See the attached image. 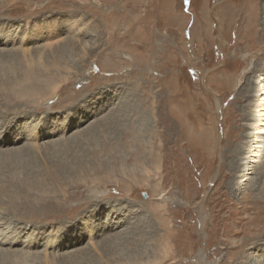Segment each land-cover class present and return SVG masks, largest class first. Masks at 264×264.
Segmentation results:
<instances>
[{
	"label": "rangeland",
	"instance_id": "374dc122",
	"mask_svg": "<svg viewBox=\"0 0 264 264\" xmlns=\"http://www.w3.org/2000/svg\"><path fill=\"white\" fill-rule=\"evenodd\" d=\"M226 2L0 0V140H5L0 147V228L3 223L12 231L20 227L15 241L31 240L3 245L0 264H198L193 257L200 248L203 264H264V244L257 243L264 233L249 240L251 232H241L237 220L247 221L258 206L264 208V155H250L245 173L253 181L243 185L244 168L233 153L245 140L249 122L250 96H239L240 89L246 82L249 89L258 74L264 83L262 52L243 58L235 49L249 31L264 37V0H231L235 6L225 16L228 26L218 21ZM202 6L210 18L207 41L193 17ZM56 23L55 33L46 32L47 24ZM227 61L238 80L229 77L223 66ZM252 66L254 71L243 78ZM30 72L40 77L39 84L45 85L47 77L66 82L58 87L54 104H41V98L33 100L37 104L24 90H9L29 82ZM61 122L64 129L55 134L40 132L26 144L19 139L30 126L40 131ZM233 128L240 136L230 146L224 132ZM207 130L211 140L198 145L200 132ZM207 165L210 174L204 172ZM90 188L107 191L94 203ZM162 194L166 211L160 208ZM202 198L207 200L203 225L194 204ZM109 219L114 220L106 225ZM166 228L176 256L163 258L159 240ZM245 241L240 254L228 253ZM41 243L47 246L35 248ZM223 257L228 260L222 262Z\"/></svg>",
	"mask_w": 264,
	"mask_h": 264
},
{
	"label": "bare ground",
	"instance_id": "6f19581e",
	"mask_svg": "<svg viewBox=\"0 0 264 264\" xmlns=\"http://www.w3.org/2000/svg\"><path fill=\"white\" fill-rule=\"evenodd\" d=\"M215 1V0H214ZM248 1V0H247ZM252 2V1H251ZM256 2V4H257V1H255ZM233 6H235V3L234 2H231V0H228V2H226L225 4H223V6L222 7H224V11L223 10H220V11H218V15H220V19L218 18V21H219V24L220 25H222L223 23H225V25H227L228 26V24H230L231 23V21H228L229 19H227V18H225V16H227L228 15V12L230 11V10H228V8H232ZM262 6V5H261ZM242 8V7H241ZM246 8H247V6H246ZM170 9H172V8H170ZM223 9V8H222ZM242 9H244V8H242ZM258 9V8H257ZM228 10V11H227ZM237 10V9H236ZM191 11H193L194 12V10L191 8ZM231 11L233 12V9H231ZM240 11V10H239ZM244 11V10H243ZM252 11H253V8H252ZM231 12V13H232ZM240 12H242V11H240ZM239 12V13H240ZM253 12H255V11H253ZM41 13V12H40ZM246 13V12H245ZM242 14V13H241ZM244 14V13H243ZM196 15H197V17H196ZM250 15H253V14H251V12H250ZM232 16V15H231ZM193 17H194V21L196 22V24H200V26H201V33H200V35H201V37H202V39H205V38H207L208 37V39H209V28H210V25H209V21H210V18H209V15H208V13L207 12H205V7L204 6H202L201 8H200V13H199V15H198V13L196 14H194L193 15ZM224 17V18H223ZM230 17V16H229ZM239 17V16H238ZM243 17V16H242ZM250 17V16H249ZM231 18V17H230ZM241 18V17H240ZM251 18V17H250ZM34 19V18H33ZM32 19V20H33ZM39 19V18H38ZM180 19L183 21L184 19H185V16L183 15V14H181L180 13ZM242 19V18H241ZM228 21V22H227ZM246 21H248V20H246ZM46 22V21H45ZM35 23V22H34ZM49 23V22H48ZM242 23V22H241ZM253 23H254V21H253ZM33 24V23H32ZM60 27V25H58L57 23L56 24H52L51 25V27L49 26V24H47L46 26H45V29H46V32H48V33H55L56 32V28L57 27ZM35 27V26H34ZM59 27H58V29H59ZM33 29V28H32ZM196 32H198V28H195L194 30H193V35L194 36H197V34H196ZM28 33V32H27ZM249 33L250 34H246L245 35V37H240V40H239V42H238V45H237V47H236V49H235V52L236 53H239L240 52V54H241V56L243 57V58H246L247 56H248V54L249 53H252V51H255V52H259V53H261L262 52V54H263V56H264V37H261V36H256L255 34H253L251 31H249ZM49 37V36H48ZM205 37V38H204ZM45 38H46V36H45ZM196 39H197V37H195ZM35 39V38H34ZM27 40V39H26ZM206 41H207V39H205ZM197 41H199V40H197ZM205 41V42H206ZM212 41V40H211ZM22 42H24V41H22ZM46 42V41H45ZM45 42H44V44H45ZM18 43H19V41H18ZM203 43V42H202ZM201 43V44H202ZM220 44H221V48H223L224 47V45H223V42H221L220 41ZM48 45V44H47ZM203 45H204V43H203ZM19 47V46H18ZM32 47V46H31ZM27 49V48H26ZM224 50H225V48H223ZM23 50V49H22ZM25 50V49H24ZM243 51H246L245 53H241V52H243ZM254 52V53H255ZM233 58H235V57H233ZM264 58V57H263ZM228 61H229V59H228ZM228 61L226 62V65L224 64L223 66H225V68L226 69H228V75H229V77L230 78H232L233 76H235L236 78L239 76V75H236V68H233V69H230L228 66H230V65H228ZM225 63V62H224ZM222 64V63H221ZM229 64H230V62H229ZM251 64V63H250ZM251 65H253V64H251ZM219 66V65H218ZM250 66V65H249ZM255 66V65H254ZM254 66H252V68H251V70L250 69H247L246 71H245V73H243V78H246L247 76H248V74L249 73H252L254 70H253V68H254ZM256 67V66H255ZM34 68V67H33ZM225 68H223L222 70H221V72L223 73H225ZM14 70V69H13ZM35 73V72H34ZM246 73H247V75H246ZM254 73H256V71L254 72ZM13 74H15V73H13ZM21 75V74H20ZM25 75V74H24ZM203 75H205V74H203ZM27 77H26V79L28 78L29 79V82L27 81V83L26 84H24V83H21V84H18V86L17 87H15V86H11L10 88H9V90L12 92V91H22V90H24V91H22V92H24L25 94V96H27V98H29V100H38L39 101V99H40V102H41V104H49L50 103V105L51 104H54L56 101H53V99H54V97L56 96V94H57V89H58V87L60 88L61 87V84H64V83H66V82H62V81H59V82H56L55 80H52L51 78H49V77H47V78H45V79H47V80H45L44 82H46V84L45 85H43V84H39L38 83V80L40 79V77H38L36 74H33V73H29L28 75H26ZM219 76V75H218ZM260 75L258 74V75H255V77L254 78H252V80L250 81L251 83H250V86H249V89L247 88L248 87V85H249V83H247L246 82V80H245V82H246V84L243 86V88H241L240 89V93H239V96H242V95H244V93H245V95L244 96H246V95H248V96H250V100H249V107H250V112H249V122L245 125V126H247L248 127V130L244 133V135H243V137H245V140L243 141V143H242V145L239 147V149H236L235 148V151L233 150V153L235 154L236 153V156L238 155V158H239V161H240V164L241 165H243V170H241V172H242V174L240 175V178H239V183H241V182H243L244 181V183H243V185H246L247 183H245V182H250V181H253V179H251V177H247V174L245 173V171L246 170H248V162H247V160L248 159H250L249 157H250V155H253V156H251V157H254V158H258V157H260L261 156V154H263L264 155V83H263V81H262V79H260V77H259ZM212 77V76H211ZM221 77V75L219 76V78ZM234 77V78H235ZM15 78V77H14ZM13 78V79H14ZM21 78H25L24 76L22 77L21 76ZM222 78V77H221ZM233 78V79H234ZM25 79V80H26ZM227 79H228V77H227ZM249 79H250V77H249ZM17 80H18V77H17ZM16 80V81H17ZM237 80H238V78H237ZM215 81V80H214ZM225 81V80H224ZM227 81L229 82V80H226L225 82H226V84H227ZM239 81H240V78H239ZM15 82V81H14ZM210 82V81H209ZM208 83V82H207ZM214 83V82H213ZM235 83V82H234ZM13 84V83H12ZM232 84V83H231ZM210 85V84H209ZM226 86V85H225ZM230 86V85H229ZM4 87V86H3ZM233 87V86H232ZM241 87V86H240ZM227 88V87H226ZM229 88V87H228ZM1 89H6L7 90V88L5 87V88H1ZM61 89V88H60ZM230 89V88H229ZM3 91V90H2ZM0 92H1V90H0ZM9 94H11V93H9ZM18 94H20V93H18ZM5 95V94H4ZM8 95V94H7ZM23 95V93H22V97L24 96ZM238 95V94H237ZM13 96V95H12ZM19 97V96H18ZM17 98V97H16ZM25 98V97H24ZM8 99H10V98H8ZM18 99V98H17ZM26 99V98H25ZM19 100V99H18ZM20 100H21V94H20ZM23 100V99H22ZM28 100V99H27ZM50 100H52V101H50ZM77 99H75L73 102H75ZM24 101V100H23ZM9 102V101H8ZM12 102H13V100H12ZM15 102V101H14ZM22 102V101H21ZM31 102V101H30ZM34 102V101H33ZM36 102V101H35ZM34 102V103H35ZM53 102V103H52ZM72 102V103H73ZM11 103V102H10ZM24 103V102H23ZM37 103V102H36ZM12 104H14V103H12ZM33 104V103H32ZM38 104V103H37ZM98 105V104H97ZM13 106V105H12ZM17 106V105H16ZM6 108H7V106H5ZM15 107V106H14ZM19 107V106H18ZM24 107V106H23ZM12 108V107H11ZM8 109V108H7ZM14 109V108H13ZM51 109V108H50ZM4 110V109H3ZM12 110V109H11ZM174 110V109H173ZM1 111V113H2V110H0ZM13 111V110H12ZM174 111H176V110H174ZM6 112V111H5ZM4 112V113H5ZM14 112V111H13ZM11 113V112H10ZM175 113V112H174ZM13 114H15V113H13ZM28 115V114H27ZM40 116V115H39ZM2 118V117H1ZM34 118V117H33ZM4 119V118H3ZM2 119V120H3ZM7 119H9V118H7ZM11 119V118H10ZM32 119V118H31ZM56 119V118H55ZM231 119V118H230ZM37 120V119H36ZM248 120V119H247ZM5 122H6V120H4ZM61 121H63V120H61ZM27 122V121H26ZM36 122V121H35ZM228 123H230V122H228ZM4 124V123H3ZM24 124V123H23ZM22 125V124H21ZM32 125V124H31ZM4 126V125H3ZM25 126V125H24ZM1 127H2V125H1ZM28 127V126H27ZM31 127V126H30ZM29 127V130L26 132V134H23L22 136H20V138L19 139H22V138H25V144L27 143V141L29 140V142L32 140V142L33 141H35L36 139H37V134H39L40 132H42V135L43 136H45V135H47L48 134V136H50V135H52V134H55L56 133V131H58V130H63L64 128V122H61V123H59L58 125H56V126H54V127H51V128H43L42 130H40V131H38L36 128H30ZM76 128V127H75ZM200 130V129H199ZM202 130V129H201ZM225 130V129H224ZM1 132V131H0ZM239 132V131H238ZM225 133V136H226V139H225V137H224V141H226L230 146H231V144H233V142H236L237 140H238V138H239V134L237 133V132H235V128H233V129H231V133L230 134H228V131H226V132H224ZM66 134V133H65ZM41 135V136H42ZM200 136H201V139H199L198 141H197V144L198 145H201V146H205L206 145V143L208 142V141H210L211 139L209 138L210 136H209V132H208V130L207 131H202V134H201V132H200ZM33 138H35V139H33ZM48 138V137H47ZM72 138V137H71ZM1 139V138H0ZM68 139V138H67ZM223 139V138H222ZM16 140V138H14L13 139V141H15ZM48 140H50V139H48ZM70 140V139H69ZM202 140H203V143H202ZM5 142V140H4V138H2V140H0V147H2V143H4ZM35 144V146H37L36 145V142H34ZM12 147V146H11ZM10 147V148H11ZM26 146H24V148H25ZM41 147V146H40ZM197 147V146H196ZM14 148H18V147H14ZM39 148V147H38ZM41 149V148H40ZM190 149V148H189ZM11 150V149H10ZM37 150V149H36ZM213 150V149H212ZM7 151V150H6ZM14 151V150H13ZM12 151V152H13ZM20 151V150H19ZM8 152V151H7ZM21 152V151H20ZM35 152V151H34ZM39 152H40V150H39ZM88 152V151H87ZM209 152V151H208ZM8 153H10V152H8ZM203 153V152H202ZM210 153V152H209ZM233 153H232V155H233ZM12 155H15V154H12ZM141 155V154H140ZM205 155V154H204ZM207 155V154H206ZM205 155V156H206ZM210 155V154H209ZM139 156V155H138ZM137 156V157H138ZM11 157V156H10ZM16 159V158H15ZM20 160V162H21V159H19ZM140 160H142V159H140ZM201 160V159H200ZM16 161H17V159H16ZM16 161H15V163H16ZM200 162V161H199ZM234 159L232 158L231 159V162H230V170H231V172H230V174H232V172L234 171ZM253 162H254V160H253ZM20 164V163H19ZM46 165V164H45ZM198 165V164H197ZM196 165V166H197ZM202 165V164H201ZM21 166V165H20ZM238 166H239V164H238ZM263 166V165H262ZM8 167V166H7ZM17 167V165L15 166V168ZM242 167V166H241ZM20 168V167H19ZM18 168V169H19ZM70 168V167H69ZM261 168H263V167H261ZM45 168H43V170H44ZM12 170V169H11ZM42 170V171H43ZM204 170V169H203ZM209 170H210V166L209 165H207V167H206V169L204 170V172L205 173H207V174H210L209 173ZM264 171V170H263ZM41 173V172H40ZM73 173H75V172H73ZM37 175V174H36ZM35 175V176H36ZM229 175V174H228ZM28 176H29V174H28ZM34 176V177H35ZM38 176H39V173H38ZM62 176V175H61ZM222 176H226L225 174H223ZM30 177H31V175H30ZM48 177H50V176H48ZM202 177V175L200 176V178ZM43 178V177H42ZM205 178V177H204ZM203 178V179H204ZM25 179V178H24ZM32 179V178H31ZM60 179H62V178H60ZM206 179V178H205ZM219 179V178H218ZM21 181V180H20ZM25 181V180H24ZM30 181V180H29ZM47 181V180H46ZM64 181V180H63ZM108 181H110L109 179H108ZM207 181V180H206ZM23 182V181H22ZM32 182V181H31ZM66 182V181H65ZM209 182V181H208ZM35 183V182H34ZM192 183V182H191ZM222 183V182H221ZM5 184V183H4ZM19 184H20V182H19ZM73 184V183H72ZM199 184V183H198ZM214 184H216V182H214ZM229 184V183H228ZM236 184V183H235ZM235 184H232L231 182H230V186H233V185H235ZM13 186V185H12ZM29 186V185H28ZM34 186V185H33ZM69 186H71V185H69ZM92 186V185H91ZM123 186V185H122ZM198 186V185H197ZM228 186V185H227ZM27 187V186H26ZM41 187V186H40ZM193 187V186H192ZM199 187V186H198ZM214 187V186H213ZM23 188V187H22ZM211 188V187H210ZM2 189V188H1ZM29 189H32V188H29ZM41 189V188H40ZM39 188H37V187H33V190L34 191H37V190H40ZM212 189V188H211ZM24 190V189H23ZM51 190V189H50ZM88 190H89V188H88ZM106 191L107 190H101V191H98V190H95V189H93V188H90V192L91 193H94L92 196V199L90 200L91 202L92 201H96V200H98L97 198L98 197H100V196H102V195H105L106 194ZM215 191V190H214ZM10 192V191H9ZM17 192V191H16ZM24 192V191H23ZM27 192V191H26ZM33 192V191H32ZM41 192V191H40ZM59 192V191H58ZM67 192V191H66ZM89 192V193H90ZM8 193V192H7ZM31 193V192H30ZM29 193V194H30ZM88 193V194H89ZM15 194H17V193H15ZM14 194V195H15ZM22 194V193H21ZM32 194H34V192L32 193ZM35 194H37V193H35ZM23 195H24V193H23ZM206 195V194H205ZM6 196V195H5ZM16 196V195H15ZM15 196H14V198H15ZM30 196H32V195H30ZM38 196H39V194H38ZM37 196V197H38ZM43 196V195H42ZM48 196V195H47ZM64 196V195H63ZM1 197V196H0ZM44 198H45V195L43 196ZM50 197V196H49ZM51 197H54V196H52L51 195ZM61 197V196H60ZM162 197H164V194H162L158 199H160V208H163V210L164 211H166V206H165V202H166V198L164 197V200H163V198ZM19 198V197H18ZM21 198L22 197H20V200H21ZM26 198V197H25ZM36 198V197H35ZM43 198V199H44ZM95 198V199H94ZM190 199H191V197H189ZM32 199H33V197H32ZM54 199V198H53ZM162 199V200H161ZM22 200H23V198H22ZM34 200V199H33ZM36 200V199H35ZM51 200V199H50ZM88 200V199H87ZM171 200H175V199H171ZM199 200V199H198ZM244 200H247V198H246V196H244ZM258 200V199H257ZM17 201V200H16ZM37 201V200H36ZM39 201V200H38ZM37 201V202H38ZM43 201V200H42ZM95 201H94V203H95ZM117 201V200H116ZM115 201V202H116ZM205 201H207L206 200V198H202V200L200 201V202H196V203H194L196 206V211H197V213H198V215L197 216H199V218H200V221H201V225H203L204 223L206 224L207 222H205V221H207V220H205L206 218H205V213H204V208H205V205H206V203H205ZM259 201V200H258ZM262 201V200H261ZM2 201H0V203H1ZM6 202V201H5ZM7 202H8V200H7ZM26 204L28 205V204H32V202L33 201H31V199L29 198V197H27L26 198ZM192 202V201H191ZM219 202V201H218ZM217 202V203H218ZM246 202V201H245ZM3 203H4V201H3ZM9 203V202H8ZM7 203V204H8ZM69 203V202H68ZM6 204V203H5ZM64 204V203H63ZM106 204V203H105ZM193 204V205H194ZM2 205V204H1ZM19 205H21V203L19 204ZM94 204H91L89 207H91V206H93ZM255 205H257V204H255ZM25 206V205H24ZM36 206V205H35ZM248 207H249V205H247ZM258 206V205H257ZM13 207H15L14 205H13ZM165 207V208H164ZM254 207V206H253ZM16 208V207H15ZM14 208V209H15ZM22 208H23V206H22ZM34 208V207H33ZM40 208V207H39ZM86 208V207H85ZM104 208V207H103ZM113 208V207H112ZM116 208V207H115ZM6 209V208H5ZM5 209H3V211L5 210ZM8 209V208H7ZM87 209V208H86ZM21 210V209H20ZM16 211V210H15ZM36 212H37V210H36ZM109 212V211H108ZM9 213V215H11V213L10 212H8ZM12 213H14V212H12ZM120 213V212H119ZM164 213V212H163ZM4 214V213H3ZM2 214V215H3ZM7 214V213H6ZM35 214V213H34ZM260 214H264V208H261V206H258V209H256L255 210V212H254V215L253 216H251V217H249V219L247 220V221H244V222H242V219L241 218H238L237 220L239 221V225L242 227L241 228V232H243V231H245V230H248V232H251V234H249L248 235V239L250 240L253 236H260L261 234H263L264 233V218L262 217H260ZM16 215H18V213L16 214ZM20 215H22V214H20ZM29 215V214H28ZM36 215V214H35ZM39 215V214H38ZM88 215V214H87ZM8 215H6V217H7ZM19 216V215H18ZM13 217V219H14V217H16V216H11V218ZM46 217V216H45ZM108 217V216H107ZM164 217V216H163ZM5 218V217H4ZM27 218V217H26ZM88 218H89V216H88ZM111 218V217H110ZM6 219V218H5ZM166 219V218H165ZM66 220V219H65ZM110 220L111 221H113L114 219H109V220H107V223H106V225H109V223H110ZM214 221V218H211V221ZM89 221V220H88ZM88 221H87V223H88ZM165 221H168V220H161V224L162 225H166V222ZM211 221L209 222V223H211ZM16 223H17V221H15ZM63 222V221H62ZM22 223V222H21ZM104 223V222H103ZM117 223H118V221H117ZM9 224V223H8ZM42 224V223H41ZM86 224V223H85ZM111 224H113V222H111ZM114 224H115V222H114ZM25 225V224H24ZM34 225V224H33ZM44 225V224H43ZM51 225V224H50ZM1 228H0V250H2V246L4 245H7L8 244V246H12V245H18V244H21V245H27L31 240H30V237H29V242H27V240L25 239V240H18L17 239V241H15V238L14 237H16V235H18L19 234V232H17L19 229L21 230V228L19 227V229L17 230V231H15L14 229H13V231L10 229V226H8L7 224H5V223H3V225L1 224ZM15 226V225H14ZM21 226H22V224H21ZM40 226V225H39ZM116 226V225H115ZM214 226H218V223H216V219H215V225ZM112 227V226H111ZM14 228V227H13ZM55 228V227H54ZM107 228V227H106ZM115 228H117V227H115ZM203 228V227H202ZM25 230H26V228H24ZM31 229H33V228H31ZM35 229V228H34ZM44 229V228H43ZM49 229H51V228H49ZM58 229V228H57ZM103 229V228H102ZM48 230V229H47ZM52 230H53V228H52ZM74 230V229H73ZM159 230V229H158ZM171 230H172V228H171ZM229 230V229H228ZM34 231V230H33ZM51 231V230H50ZM213 231V230H212ZM233 231V230H232ZM29 232V231H28ZM70 232V231H69ZM202 232H203V229H202ZM13 233V238H11L10 237V235ZM31 233V232H30ZM50 233V232H49ZM48 233V234H49ZM89 233V232H88ZM31 234H33V233H31ZM83 234H84V232H83ZM91 234H93V233H90V235ZM176 234V233H175ZM174 234V235H175ZM34 235V234H33ZM33 235H31V237L33 236ZM89 235V236H90ZM171 236H172V233H171V231L168 229V228H166V230H163V233H162V235L160 236V240H159V243L161 244V249H162V251H163V258H166L169 254H172L173 253V257L174 256H176V255H174L175 254V252L174 251H171V249H172V247H170V243H169V239L171 238ZM19 237V236H18ZM26 237V236H25ZM34 237V236H33ZM46 237V236H45ZM78 237V236H77ZM117 237V236H116ZM46 238H49V236L48 237H46ZM118 239H119V236L117 237ZM34 239V238H33ZM54 239V238H53ZM177 239V238H176ZM190 239H191V235H190ZM171 240V239H170ZM227 240V239H226ZM51 241V240H50ZM49 240H48V242H50ZM76 241V240H75ZM229 241V240H228ZM53 242V241H52ZM170 242H172V240L170 241ZM231 242V241H230ZM261 242V245L262 244H264V239L263 240H261L260 239V241H258L257 243H260ZM178 243H180V241L178 242ZM91 244V243H90ZM230 244V243H229ZM246 244V241L245 242H239V244H237L236 245V247H237V251L236 252H234V251H231L230 250V248H229V250H228V253H230V254H232V255H234V257L236 256V255H238V254H240L241 253V249H243V247H244V245ZM51 245V244H50ZM52 245H53V243H52ZM171 245H173L174 246V244H171ZM46 247L47 245L45 244V243H41L40 245H35V248H40V247ZM230 246H232V245H230ZM85 247V246H84ZM178 247H181V248H183L184 247V245H178ZM177 247V249H176V254L177 253H179L180 252V250H179V248ZM8 248V247H7ZM70 248V247H69ZM160 248V247H159ZM9 249H11V248H9ZM22 249H23V251H24V249L25 250H29V247H22ZM21 249V250H22ZM43 249H45V248H43ZM19 250V249H18ZM11 252H18L17 251V249H13ZM26 252V251H25ZM30 252H31V250H30ZM204 251L200 248V249H198V250H196V252H195V256L193 257L197 262L196 263H198V264H203L205 261H204V253H203ZM227 252V251H226ZM45 253H46V251H45ZM162 253V252H161ZM54 254V253H53ZM112 254V253H111ZM120 254V253H119ZM26 256H27V254H25ZM40 255V254H39ZM45 255V254H44ZM160 255V254H159ZM229 255V254H228ZM41 256V255H40ZM39 256V257H40ZM51 256V255H50ZM55 256V255H54ZM114 256V255H113ZM162 256V255H161ZM23 257H24V255H23ZM39 257H38V259H39ZM43 257V256H42ZM56 257V256H55ZM120 257V256H119ZM127 257V256H126ZM186 257H189V255H187V256H185V258ZM228 257H231V255L230 256H228ZM233 257V258H234ZM14 259L16 258V257H13ZM45 258V257H44ZM162 258V257H161ZM18 259V258H17ZM28 259V258H27ZM47 259V258H46ZM53 259V258H52ZM51 259V260H52ZM121 259V258H120ZM120 259H118L119 261H121ZM16 260V259H15ZM41 260V259H40ZM48 260V259H47ZM116 260V259H115ZM123 260V259H122ZM228 260V258H225V257H223V259H222V262H226ZM53 261V260H52ZM126 261V260H125ZM191 261H193V260H191ZM231 261V260H230ZM54 262V261H53ZM53 262H51V263H53ZM57 262V261H56ZM97 262H98V259H97ZM40 263H41V261H40ZM42 263H43V261H42ZM134 263H136V262H134ZM61 264H62V262H61ZM64 264V263H63ZM66 264H68V262L66 263ZM124 264H125V262H124ZM225 264V263H224Z\"/></svg>",
	"mask_w": 264,
	"mask_h": 264
}]
</instances>
